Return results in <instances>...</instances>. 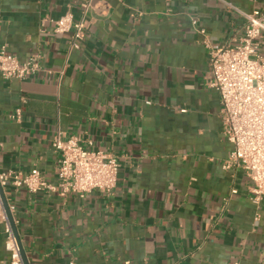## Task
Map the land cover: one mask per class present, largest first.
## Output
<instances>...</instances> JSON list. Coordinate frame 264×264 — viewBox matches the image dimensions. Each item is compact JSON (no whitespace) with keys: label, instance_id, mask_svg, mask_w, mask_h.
<instances>
[{"label":"crops","instance_id":"0c3cea01","mask_svg":"<svg viewBox=\"0 0 264 264\" xmlns=\"http://www.w3.org/2000/svg\"><path fill=\"white\" fill-rule=\"evenodd\" d=\"M87 1L0 0V48L42 64L23 81L0 75V172L55 182L60 132L120 163L110 195L6 190L29 264H264V208L242 169L222 167L231 146L204 44L241 38L245 20L226 3L264 14V0H90L74 50L55 22L80 20ZM5 242L0 221V264Z\"/></svg>","mask_w":264,"mask_h":264},{"label":"built area","instance_id":"2783aa9c","mask_svg":"<svg viewBox=\"0 0 264 264\" xmlns=\"http://www.w3.org/2000/svg\"><path fill=\"white\" fill-rule=\"evenodd\" d=\"M226 6L241 14L245 20L241 38L236 44L221 46L204 42L209 50L212 74L208 87L220 96V116L231 146L229 157L222 167L226 171L242 169L252 182L253 202L264 208V54L258 50V41L264 34V14L257 11L245 14L229 3ZM81 7L83 17L80 20H75L69 12L55 22V33L68 35L74 50H80L84 40L91 1ZM193 25L196 26L197 21H193ZM200 33L205 35L203 30ZM41 70L38 54L21 63L7 53L5 46L0 48V75L5 81H23L38 75ZM146 104L151 105L152 102ZM22 115V110L16 108L8 118L20 122ZM52 147L58 154L55 182L47 181L37 168L26 174L6 170L0 172L4 193L7 189H25L32 195L59 193L65 197L73 195L84 199L94 191L110 195L116 188L120 163L114 155L95 149L92 142L86 144L78 136L65 137L61 132L55 136ZM232 194H237V191L232 190ZM9 210L13 213L15 207L9 205ZM0 221L5 228V248L10 264H24L1 196Z\"/></svg>","mask_w":264,"mask_h":264},{"label":"water","instance_id":"95a60500","mask_svg":"<svg viewBox=\"0 0 264 264\" xmlns=\"http://www.w3.org/2000/svg\"><path fill=\"white\" fill-rule=\"evenodd\" d=\"M0 196L2 198V202L4 204L5 210H6L7 214H8L10 223H11L12 228H13V231L15 233V236H16V239H17V242H18V246H19V249H20V253H21L22 260H23L24 264H29L28 259H27V256H26V253H25L24 248H23V245L21 243V240H20V237H19V234H18L16 225H15L14 218L12 216V213L9 210V204L7 202V199L5 197L4 190L1 187V185H0Z\"/></svg>","mask_w":264,"mask_h":264}]
</instances>
